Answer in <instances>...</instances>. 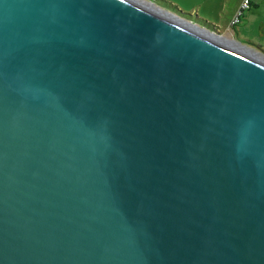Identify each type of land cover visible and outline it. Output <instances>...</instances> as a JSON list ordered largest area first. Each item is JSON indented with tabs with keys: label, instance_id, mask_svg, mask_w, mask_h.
<instances>
[{
	"label": "water",
	"instance_id": "water-1",
	"mask_svg": "<svg viewBox=\"0 0 264 264\" xmlns=\"http://www.w3.org/2000/svg\"><path fill=\"white\" fill-rule=\"evenodd\" d=\"M200 29L0 0V264H264V63Z\"/></svg>",
	"mask_w": 264,
	"mask_h": 264
},
{
	"label": "rangeland",
	"instance_id": "rangeland-1",
	"mask_svg": "<svg viewBox=\"0 0 264 264\" xmlns=\"http://www.w3.org/2000/svg\"><path fill=\"white\" fill-rule=\"evenodd\" d=\"M143 1L160 8V11H165L179 19L186 20L185 22L188 24L193 25V23H197L200 28L202 26L212 28L215 32L220 34L230 33L229 26L234 28L236 25L239 33L236 35L235 28L231 29L232 36H230V38L234 40L236 44L245 47V49L264 56V0H247L249 2L248 7L242 8V4H240L233 16L231 15L232 10L237 6V3H242L244 0ZM256 5L257 12L253 15H249L250 10L254 9ZM236 15H238V20L232 25L231 21ZM231 16L232 19L229 20ZM240 19H243L241 23L244 25H237ZM206 22L211 25L206 24ZM195 27H197V25ZM220 36L225 39L224 36Z\"/></svg>",
	"mask_w": 264,
	"mask_h": 264
},
{
	"label": "bare ground",
	"instance_id": "bare-ground-1",
	"mask_svg": "<svg viewBox=\"0 0 264 264\" xmlns=\"http://www.w3.org/2000/svg\"><path fill=\"white\" fill-rule=\"evenodd\" d=\"M135 1H137L138 3H140V4H142V5L146 6V7H148V8H150V9H152L153 11L157 12L158 14H161V15H163V16L169 17L170 19L175 20V21H177V22H180V23L186 25V26L189 27V28H193V29L199 30V31H201V32L203 31V30H201L200 28L197 29V27H195V25L193 26V25H191V24L184 23V22H182L181 20H178L177 18H175V16H172V15H170L169 13H167V12H165V11H160V10H159L160 8H157L156 6H153V5H151V4H148V2H146V1H143V0H139V1H138V0H135ZM157 10H158V11H157ZM159 11H160V12H159ZM203 33H206V32L204 31ZM206 35H209V36H210V34H206ZM217 40H219L220 42H223V43H226V42H227V44H229V45L232 46L233 48H235V49H237V50H239V51H242V52H244V53H246V54H248V55H251L252 57H254V58H256V59H258L259 61H261V62L264 63V56H262V55H260V54H258V53H255V52H253V51H251V50L245 49V47H242V46L236 44V43L233 42V41H229V40H225V41H223V39L221 40V38H219V39H217Z\"/></svg>",
	"mask_w": 264,
	"mask_h": 264
},
{
	"label": "crops",
	"instance_id": "crops-1",
	"mask_svg": "<svg viewBox=\"0 0 264 264\" xmlns=\"http://www.w3.org/2000/svg\"><path fill=\"white\" fill-rule=\"evenodd\" d=\"M240 4H242V3H237V6L232 10V12H231V15L233 16V14L235 13V11L239 8V6H240ZM257 5L255 6V8L254 9H252V10H250V12H249V15H253V14H255L256 12H257ZM245 15V14H244ZM232 16L230 17V19L229 20H231L232 19ZM244 19V18H243ZM242 19V20H243ZM188 20V19H187ZM242 20L240 19L239 20V23L237 24V25H239V24H242L241 22H242ZM186 21V20H185ZM188 21H191V20H188ZM230 22V21H229ZM194 25H197V26H199V24H197V23H193ZM242 25H244V24H242ZM228 26H229V24H228ZM205 26H202L201 28H203V29H208L207 27H205ZM235 34L237 35L238 33H239V31L237 30V26L235 25ZM234 28H231L230 26H229V30H230V33H228V34H220V33H217V32H215V31H212V29H208L207 31H211V32H213V33H216V34H218V35H222V36H224L225 37V39H227V40H229V41H233L234 42V40H232L231 38H230V36H232V33H231V29H234ZM239 28V27H238ZM209 31V32H210ZM239 45V44H238Z\"/></svg>",
	"mask_w": 264,
	"mask_h": 264
},
{
	"label": "built area",
	"instance_id": "built-area-1",
	"mask_svg": "<svg viewBox=\"0 0 264 264\" xmlns=\"http://www.w3.org/2000/svg\"><path fill=\"white\" fill-rule=\"evenodd\" d=\"M249 2L247 0H244L242 2V8L248 7ZM238 20V15H236V17L231 21V24H235V22Z\"/></svg>",
	"mask_w": 264,
	"mask_h": 264
},
{
	"label": "trees",
	"instance_id": "trees-1",
	"mask_svg": "<svg viewBox=\"0 0 264 264\" xmlns=\"http://www.w3.org/2000/svg\"><path fill=\"white\" fill-rule=\"evenodd\" d=\"M206 24L211 25L210 23H207V22H206ZM204 28H205V27H204ZM207 28H208V27H207ZM208 29H212V28H208ZM208 29H207V30H208ZM209 31H210V30H209ZM212 31H214V29H212ZM210 32H211V31H210Z\"/></svg>",
	"mask_w": 264,
	"mask_h": 264
}]
</instances>
